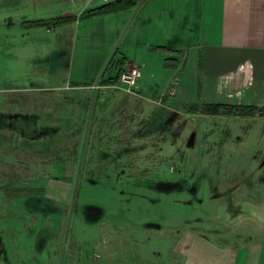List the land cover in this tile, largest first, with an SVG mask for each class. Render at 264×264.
I'll list each match as a JSON object with an SVG mask.
<instances>
[{
  "label": "rangeland",
  "instance_id": "obj_1",
  "mask_svg": "<svg viewBox=\"0 0 264 264\" xmlns=\"http://www.w3.org/2000/svg\"><path fill=\"white\" fill-rule=\"evenodd\" d=\"M106 1L24 0L15 10L0 7V16H80ZM136 11L81 18L53 32L21 25L29 36L14 49L15 64L0 58L11 72L0 71V84L13 77L15 84L34 82L40 55L60 49L61 37L64 79L91 86L80 89V120L46 121L53 133L46 146L17 134L0 137V264H185L186 235L234 247L264 235L263 118L192 116L187 105L168 110L163 101L144 114L138 81L121 82L129 68L115 84L92 81L117 46L118 56L140 53ZM6 27L1 35L15 31ZM116 74L113 64L106 76ZM101 96L112 101L109 109L104 101L99 111ZM11 127L0 121L3 132Z\"/></svg>",
  "mask_w": 264,
  "mask_h": 264
},
{
  "label": "crops",
  "instance_id": "obj_2",
  "mask_svg": "<svg viewBox=\"0 0 264 264\" xmlns=\"http://www.w3.org/2000/svg\"><path fill=\"white\" fill-rule=\"evenodd\" d=\"M23 3L24 0H1L0 7L11 11ZM15 17L18 16L7 13L0 16L1 32L5 26L9 32L15 30L12 34H0L1 62L12 66L16 48L29 36V30L21 26L26 16ZM134 20V41L140 53L131 56L123 50L117 59H126L125 68L141 70L136 97L144 114L161 101V106L168 110L202 103L264 107V0H149L133 14ZM47 31L56 30L47 28ZM55 39L61 47L40 55L43 60L36 81L15 84L11 81L13 77L0 84V121L12 123L5 132L0 130V137L6 133L17 134L24 142L35 139L32 144L39 148L49 142V133L53 135L51 129L47 130L46 121L80 120L85 115L79 94L80 89L91 87L90 82L78 79L68 83L64 79L59 68L62 38ZM154 46L171 47L175 52L165 54L154 50ZM18 54L23 57L25 49ZM166 59L172 60V66H166ZM4 67L0 71L9 73L7 65ZM156 72L161 73L160 77H156ZM30 89L29 94H24V90ZM172 89L174 95L170 94ZM36 90L40 93L30 94ZM104 96L98 99L99 111L104 109L101 107L106 102ZM111 102H106L105 110ZM65 131L63 136L68 132ZM188 236L183 237L185 264H264V235L238 247Z\"/></svg>",
  "mask_w": 264,
  "mask_h": 264
},
{
  "label": "trees",
  "instance_id": "obj_3",
  "mask_svg": "<svg viewBox=\"0 0 264 264\" xmlns=\"http://www.w3.org/2000/svg\"><path fill=\"white\" fill-rule=\"evenodd\" d=\"M148 1L149 0H112L100 6L89 9L83 12L80 16L66 15V16H57V17L44 18V19L25 20L22 23V26L26 28L41 27V26L47 28H56L81 18L85 19L88 17L101 16L109 13H118L128 9H136L138 11L146 3H148ZM153 49L161 51L166 54H172L175 52L173 48L166 46H154ZM118 53H119V49L117 46L110 55L106 68L105 69L103 68V70L101 71V73L97 78V79L103 78V84L105 85L115 84L116 82H118L120 73L126 66L125 58L117 59ZM170 62H172L171 59H166V66H172ZM113 64H115L117 67V74L114 77H107L106 75ZM186 112L188 114H191L192 116H195L196 114H203L209 116H233V117L259 116L261 118H264V107H257L251 105L246 106V105H238V104H225V103L189 104L186 106ZM88 133L89 131L86 132L83 151L87 145V138L89 136ZM82 161H83V156H82L81 164ZM79 177H80V172L78 174V179L76 182V187L72 199L71 215L76 211L77 199L79 197V189H80Z\"/></svg>",
  "mask_w": 264,
  "mask_h": 264
},
{
  "label": "built area",
  "instance_id": "obj_4",
  "mask_svg": "<svg viewBox=\"0 0 264 264\" xmlns=\"http://www.w3.org/2000/svg\"><path fill=\"white\" fill-rule=\"evenodd\" d=\"M141 76V70L137 67L129 68L125 71V73L122 75L121 82L127 83V87H132L136 84L139 77ZM174 89L170 91L171 95H174Z\"/></svg>",
  "mask_w": 264,
  "mask_h": 264
},
{
  "label": "water",
  "instance_id": "obj_5",
  "mask_svg": "<svg viewBox=\"0 0 264 264\" xmlns=\"http://www.w3.org/2000/svg\"><path fill=\"white\" fill-rule=\"evenodd\" d=\"M107 65V64H106ZM106 65L104 66V69L106 68ZM62 262H63V259H62Z\"/></svg>",
  "mask_w": 264,
  "mask_h": 264
}]
</instances>
